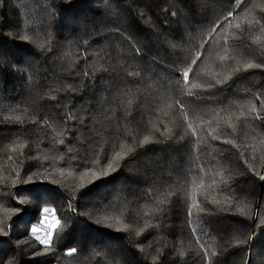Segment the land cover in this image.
<instances>
[{"label":"trees","instance_id":"1","mask_svg":"<svg viewBox=\"0 0 264 264\" xmlns=\"http://www.w3.org/2000/svg\"><path fill=\"white\" fill-rule=\"evenodd\" d=\"M262 176L264 0H0V264H264Z\"/></svg>","mask_w":264,"mask_h":264},{"label":"rangeland","instance_id":"2","mask_svg":"<svg viewBox=\"0 0 264 264\" xmlns=\"http://www.w3.org/2000/svg\"><path fill=\"white\" fill-rule=\"evenodd\" d=\"M43 221V223H41ZM57 221L52 212L44 213L40 219L39 224L34 227L37 232L33 233L34 236L43 244H46L52 234L53 229L56 227Z\"/></svg>","mask_w":264,"mask_h":264},{"label":"snow or ice","instance_id":"3","mask_svg":"<svg viewBox=\"0 0 264 264\" xmlns=\"http://www.w3.org/2000/svg\"><path fill=\"white\" fill-rule=\"evenodd\" d=\"M229 15H231V13H230ZM194 63H195V61H194ZM248 67H252V65L249 64ZM184 76H185V78H187L188 73L185 72V73H184ZM261 180H264V176L261 177ZM51 211H52V209H50V208H48V207H45V208L43 209V212H44V213H48V212H51ZM41 223H43V221H42ZM58 223H59V221H57V224H58ZM32 232H33V233L37 232V229H36V228H33V229H32ZM74 252H76V249H72V250L68 253V255H71V254L74 253Z\"/></svg>","mask_w":264,"mask_h":264}]
</instances>
